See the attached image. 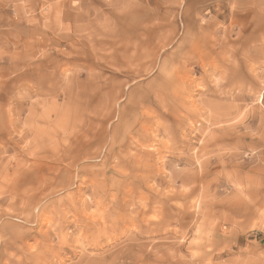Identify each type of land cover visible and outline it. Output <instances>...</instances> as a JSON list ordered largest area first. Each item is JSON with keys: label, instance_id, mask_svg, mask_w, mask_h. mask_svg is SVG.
<instances>
[{"label": "rangeland", "instance_id": "rangeland-1", "mask_svg": "<svg viewBox=\"0 0 264 264\" xmlns=\"http://www.w3.org/2000/svg\"><path fill=\"white\" fill-rule=\"evenodd\" d=\"M0 264H264V0H0Z\"/></svg>", "mask_w": 264, "mask_h": 264}, {"label": "bare ground", "instance_id": "bare-ground-1", "mask_svg": "<svg viewBox=\"0 0 264 264\" xmlns=\"http://www.w3.org/2000/svg\"><path fill=\"white\" fill-rule=\"evenodd\" d=\"M143 213V212H142ZM146 213V212H145ZM144 214V213H143ZM141 253V252H140ZM120 255V254H119ZM118 257V256H117ZM119 259V258H118ZM123 259V258H122ZM128 259V258H127ZM133 260V259H132ZM135 260V259H134ZM123 262V261H122ZM135 262V261H134ZM132 263V262H131Z\"/></svg>", "mask_w": 264, "mask_h": 264}]
</instances>
